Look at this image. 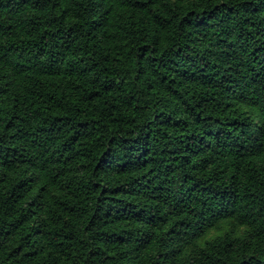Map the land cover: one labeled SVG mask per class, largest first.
I'll return each instance as SVG.
<instances>
[{"label":"trees","instance_id":"1","mask_svg":"<svg viewBox=\"0 0 264 264\" xmlns=\"http://www.w3.org/2000/svg\"><path fill=\"white\" fill-rule=\"evenodd\" d=\"M0 264H264V0H0Z\"/></svg>","mask_w":264,"mask_h":264}]
</instances>
